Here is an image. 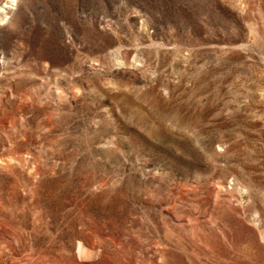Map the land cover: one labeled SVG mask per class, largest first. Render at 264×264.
Instances as JSON below:
<instances>
[{
	"label": "rangeland",
	"instance_id": "374dc122",
	"mask_svg": "<svg viewBox=\"0 0 264 264\" xmlns=\"http://www.w3.org/2000/svg\"><path fill=\"white\" fill-rule=\"evenodd\" d=\"M0 264H264V0H17Z\"/></svg>",
	"mask_w": 264,
	"mask_h": 264
},
{
	"label": "bare ground",
	"instance_id": "6f19581e",
	"mask_svg": "<svg viewBox=\"0 0 264 264\" xmlns=\"http://www.w3.org/2000/svg\"><path fill=\"white\" fill-rule=\"evenodd\" d=\"M17 0H0V17L2 19H7L13 13L14 5ZM5 22V21H4ZM86 250L80 242L77 244V253L80 254ZM88 253V251L86 252Z\"/></svg>",
	"mask_w": 264,
	"mask_h": 264
}]
</instances>
